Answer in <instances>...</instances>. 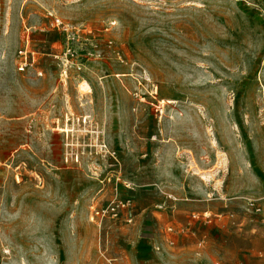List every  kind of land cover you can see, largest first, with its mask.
<instances>
[{
    "label": "rangeland",
    "instance_id": "obj_1",
    "mask_svg": "<svg viewBox=\"0 0 264 264\" xmlns=\"http://www.w3.org/2000/svg\"><path fill=\"white\" fill-rule=\"evenodd\" d=\"M126 244L264 264V0H0V264Z\"/></svg>",
    "mask_w": 264,
    "mask_h": 264
},
{
    "label": "built area",
    "instance_id": "obj_2",
    "mask_svg": "<svg viewBox=\"0 0 264 264\" xmlns=\"http://www.w3.org/2000/svg\"><path fill=\"white\" fill-rule=\"evenodd\" d=\"M52 24H55L56 26L61 27L63 30L66 29V27L60 21L59 18L54 17ZM18 55L21 56V60L17 64V69L19 71H23L27 66L31 65L32 63L30 62L29 59H27L26 52L24 50H19ZM129 206H131L130 200L122 201V200L118 199L116 202H114L110 206L109 211L113 216H116L118 214L119 209H122L124 207H129ZM171 243H172V241H171Z\"/></svg>",
    "mask_w": 264,
    "mask_h": 264
},
{
    "label": "crops",
    "instance_id": "obj_3",
    "mask_svg": "<svg viewBox=\"0 0 264 264\" xmlns=\"http://www.w3.org/2000/svg\"><path fill=\"white\" fill-rule=\"evenodd\" d=\"M134 252V248L130 244H126L112 249L110 248L109 256L113 260V264H137L134 260ZM196 264H206V262Z\"/></svg>",
    "mask_w": 264,
    "mask_h": 264
},
{
    "label": "bare ground",
    "instance_id": "obj_4",
    "mask_svg": "<svg viewBox=\"0 0 264 264\" xmlns=\"http://www.w3.org/2000/svg\"><path fill=\"white\" fill-rule=\"evenodd\" d=\"M163 103L165 102L166 104H170V103H176L175 100L173 99H165V101H162Z\"/></svg>",
    "mask_w": 264,
    "mask_h": 264
}]
</instances>
